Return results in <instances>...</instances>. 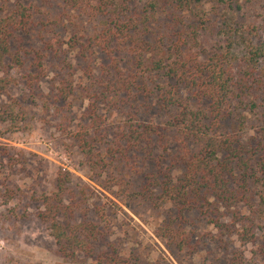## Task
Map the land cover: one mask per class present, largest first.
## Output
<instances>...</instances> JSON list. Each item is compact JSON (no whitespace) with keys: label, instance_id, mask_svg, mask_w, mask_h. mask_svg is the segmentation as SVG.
Wrapping results in <instances>:
<instances>
[{"label":"trees","instance_id":"obj_1","mask_svg":"<svg viewBox=\"0 0 264 264\" xmlns=\"http://www.w3.org/2000/svg\"><path fill=\"white\" fill-rule=\"evenodd\" d=\"M58 1L67 16L76 14L94 26L85 51L93 47L95 52H118L128 58V74L113 73L115 79H96V89H83L91 102L85 116L90 123L81 126L77 138L94 165L102 163L110 172L108 182L119 187L120 196L174 208L177 215L160 234L178 249L191 244L187 215L198 211L217 230L216 240L224 248L227 239L239 237L255 246L264 264V224L256 221L264 215V41L258 43L242 32L236 0ZM207 3L212 16L204 9ZM223 12L232 15L220 22ZM38 13L24 0H0V73L23 68L27 58L42 70L44 51L59 50L60 39L48 30L52 23L37 31L48 48L23 45L22 36L34 30ZM75 39L74 35L73 47L79 49ZM16 43L20 44L15 47ZM237 43L243 48L238 57ZM36 78L29 73L31 84ZM4 85L0 77V87ZM134 92L143 99L141 123L119 126L108 155H94L108 138L100 105L116 115L124 111L122 94ZM73 93L68 78L59 94L67 99ZM151 113L152 120L143 119ZM251 125L256 136L246 135ZM139 151L146 152L143 164L150 165L132 176L135 170L121 165L125 161L129 166V155ZM70 182L61 172L56 191L41 199L39 216L48 224L59 254L76 264H85L81 254L97 256L104 264L122 262L116 254L99 255L103 230L92 219L77 220L80 205L67 199ZM104 210L99 208L97 214L104 216ZM237 261L236 257L233 264Z\"/></svg>","mask_w":264,"mask_h":264},{"label":"rangeland","instance_id":"obj_2","mask_svg":"<svg viewBox=\"0 0 264 264\" xmlns=\"http://www.w3.org/2000/svg\"><path fill=\"white\" fill-rule=\"evenodd\" d=\"M24 2L33 4L39 13L34 30L23 34V45L48 48L37 31L50 23L53 26L48 29L50 36L58 37L61 42L57 43L58 51L50 48L44 51L42 70L27 58L23 68L11 67L0 73L5 84L0 87V264H76L59 254L48 224L39 216L44 208L41 199L56 191V179L61 172L71 179L68 202L74 198L73 204L80 205L77 220L88 218L100 223L103 235L97 244L99 255L116 254L118 262L122 261L112 264H233L236 257V264H263L255 246L239 237L227 239L228 246L224 248L216 240L217 230L198 211L187 215L185 228L190 233L191 244L180 250L160 234L161 227L177 215L174 208L156 207L139 198L130 200L118 194L119 187L108 182L110 172L102 169V163L94 165L77 134L82 125L90 123L85 116L91 102L83 89H96L98 82L93 84L96 79H115L113 73L119 77L128 74L125 71L128 58L118 52H95L93 47L85 51L95 34L94 26L76 14L67 16L58 0ZM236 7V20L242 25V32L258 43L263 42L264 0H236ZM204 9H209L212 16L214 10L210 4H205ZM228 15L232 14L223 12L219 21ZM74 35L80 42L79 49L73 47ZM241 44H236V57L243 55ZM29 73L38 76L34 85L28 81ZM68 78L73 81L74 93L62 99L59 87ZM142 102V96L136 92L122 94L120 103L125 105L124 111L116 115L105 110L106 105H100L108 138L94 150V155L98 152L108 155L119 126L141 123L140 113L145 110ZM137 110L140 112L135 115ZM152 115L147 114L143 119L150 121ZM255 131V125H251L246 135L256 136ZM145 153L131 152L130 165L124 161L121 167L130 168L129 171L133 168L132 176L148 168L150 164H143ZM102 207L104 216L97 214ZM256 221L263 225L264 215H258ZM79 257L85 264H104L97 256Z\"/></svg>","mask_w":264,"mask_h":264}]
</instances>
